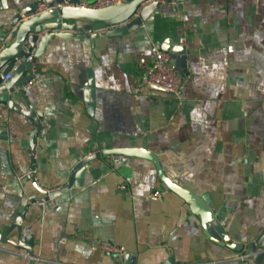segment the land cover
<instances>
[{"label":"crops","instance_id":"0c3cea01","mask_svg":"<svg viewBox=\"0 0 264 264\" xmlns=\"http://www.w3.org/2000/svg\"><path fill=\"white\" fill-rule=\"evenodd\" d=\"M31 1L5 0L0 40ZM165 41L183 47V54L169 53L184 79L180 101L139 90L153 49ZM33 64L43 78L24 91L42 115L32 152L24 103L15 95L18 109L0 105V232L27 196H41L35 186H61L94 147L154 153L166 177L207 194V206L234 242L245 244L262 231L264 0H174L120 36L54 38ZM25 76L23 71L19 78ZM30 159L35 184L21 180ZM87 165L80 185L42 205L29 204L24 214L21 236H32L33 256L42 260H26L22 249L0 243V264H122L123 256L90 250L100 240L123 246L135 264L168 258L173 264H237L239 252L203 232L187 204L158 179L152 161L100 156ZM153 190L159 198L149 196Z\"/></svg>","mask_w":264,"mask_h":264},{"label":"water","instance_id":"95a60500","mask_svg":"<svg viewBox=\"0 0 264 264\" xmlns=\"http://www.w3.org/2000/svg\"><path fill=\"white\" fill-rule=\"evenodd\" d=\"M69 3L76 4L80 0H67ZM148 0H124L123 3L104 9H77L71 7L54 8L37 14V6L43 4L47 7L61 4L63 0H32L22 9L17 11L11 19V24L17 22V27L10 36L9 41L0 40V68L6 65L3 74H6L11 66L18 60L24 59L30 49H33L32 57H40L48 43L54 38L73 39L81 41L82 39H95L103 37H113L134 31L141 24L151 19V15L158 13L159 5ZM177 2L186 0H175ZM5 0H0V11L6 10ZM35 14V15H34ZM33 15V16H32ZM32 16V17H30ZM29 17V18H28ZM27 18V19H24ZM72 21L67 23L65 21ZM109 28V29H106ZM160 50L166 53L183 54L181 45L170 46L167 41L161 43ZM26 71L24 78L19 76ZM31 63L20 61L11 76L3 84L0 85V105H7L18 109L16 104L12 103L13 96L17 95L24 106L28 110L26 121L32 125L28 134V147L33 151L35 147V137L42 127L40 112L32 109L27 102L24 91L21 86L28 83L32 78ZM87 88H91V82L88 74ZM87 89V90H88ZM150 92L163 93L156 88H149ZM90 93L92 89H89ZM92 103H87V110L90 111ZM0 137L4 138L3 132L0 131ZM121 155L122 157H139L152 161L156 175L165 188L178 195L188 206L191 214L197 217L202 230L207 236L218 244L224 245L233 251H243L244 253L255 252L251 257L250 264H259L264 254V228L262 231L249 242L242 244L231 240L225 233L223 226L220 224L219 217L208 206L207 194L196 195L184 188L178 186L161 170L157 156L143 148H92V150L84 158L70 169L66 180L57 189L46 192L43 188L35 186L41 196L34 197L30 202L20 207L15 212L13 220L0 232V243L7 244L16 249H22L29 256H33V241L30 234L21 236V222L29 204L34 202L46 203L48 199L53 198L60 192L69 189L71 186H78L82 183V178L87 169V163L100 156ZM33 161L30 159L28 172L23 174L21 180H31L35 184L33 172ZM14 233L15 238H7L10 233ZM31 264V263H29ZM116 264V263H113ZM122 264H135L134 257L125 252L123 254ZM164 264H173L171 258L165 260Z\"/></svg>","mask_w":264,"mask_h":264},{"label":"built area","instance_id":"2783aa9c","mask_svg":"<svg viewBox=\"0 0 264 264\" xmlns=\"http://www.w3.org/2000/svg\"><path fill=\"white\" fill-rule=\"evenodd\" d=\"M150 1L156 2L160 7L171 5L174 3V0H148L147 2L149 3ZM123 2L124 0H92L91 2L78 1L76 4H72L69 3L67 0H63L61 4L53 5L50 7H47L43 4H39L37 6L36 12L39 14L49 9H54V8L60 9L62 7H71L77 9H104L111 6L119 5ZM18 23L19 22L12 25L8 29V31L4 35L3 42L10 40V36L17 27ZM182 42L183 39H180L179 43L181 44ZM32 54H33V49H30L28 55L24 59L16 61L6 74H3L6 65L0 68V85L10 78L12 71L15 69L16 65L20 61L31 63V72L33 75L32 78L28 81V83L21 86L22 91H25L30 85L41 80L43 78V74H40L36 71L33 64ZM151 87L163 91L166 95H169L174 100L180 101L182 98L184 79L179 74H177L176 71L173 69L169 53L163 52L159 48L153 49L150 64L146 69V71L139 78V90L141 89L148 90ZM152 93H156V92H152ZM86 155H83L80 159L84 158ZM106 157L109 158L110 160H119L122 158L121 155H108ZM31 172H33V170H31ZM57 188L44 189V190L46 192H49ZM117 188L123 190L125 186L124 184H119ZM149 196L152 198H159L160 191L153 190L149 193ZM33 198H34L33 195L27 196V202H30ZM38 203H40L41 205L44 204L43 202H38ZM90 250L98 251L104 254H109L114 257L117 256L119 258H122L123 254L125 253L123 246H119L104 240L96 241L90 244ZM254 253L255 252L244 253L243 251H240L239 253L236 254L234 259L237 262V264H250L251 257L254 255ZM21 255L26 260L27 259L42 260L39 257L29 256L27 252L24 250L22 251ZM43 261H45L47 264H60L55 260H43Z\"/></svg>","mask_w":264,"mask_h":264}]
</instances>
